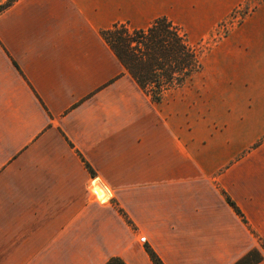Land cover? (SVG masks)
I'll return each instance as SVG.
<instances>
[{
    "label": "crops",
    "instance_id": "1",
    "mask_svg": "<svg viewBox=\"0 0 264 264\" xmlns=\"http://www.w3.org/2000/svg\"><path fill=\"white\" fill-rule=\"evenodd\" d=\"M181 1L0 0V264H264V157L223 171L208 127L170 122L102 38L178 26Z\"/></svg>",
    "mask_w": 264,
    "mask_h": 264
},
{
    "label": "rangeland",
    "instance_id": "2",
    "mask_svg": "<svg viewBox=\"0 0 264 264\" xmlns=\"http://www.w3.org/2000/svg\"><path fill=\"white\" fill-rule=\"evenodd\" d=\"M181 2L171 14L199 69L188 86L164 95L163 114L174 124L187 120L208 127V155L230 160L223 171L239 163L241 172H248L250 158L264 157V131L251 146L248 133L264 127V0L224 6ZM251 233L264 251L259 230Z\"/></svg>",
    "mask_w": 264,
    "mask_h": 264
},
{
    "label": "trees",
    "instance_id": "3",
    "mask_svg": "<svg viewBox=\"0 0 264 264\" xmlns=\"http://www.w3.org/2000/svg\"><path fill=\"white\" fill-rule=\"evenodd\" d=\"M8 3L0 8H7ZM102 38L118 61L135 80L138 87L155 104H160L170 90L187 85L199 69L198 58L179 28L164 18L154 20L146 29L133 30L116 24L102 32ZM227 203L240 215L236 206ZM152 264H162L150 250ZM262 260L257 250L247 253L235 264H258ZM105 264H124L112 258Z\"/></svg>",
    "mask_w": 264,
    "mask_h": 264
},
{
    "label": "built area",
    "instance_id": "4",
    "mask_svg": "<svg viewBox=\"0 0 264 264\" xmlns=\"http://www.w3.org/2000/svg\"><path fill=\"white\" fill-rule=\"evenodd\" d=\"M139 241H140L141 243H143V242L145 241V238H144V237H141V238L139 239Z\"/></svg>",
    "mask_w": 264,
    "mask_h": 264
}]
</instances>
